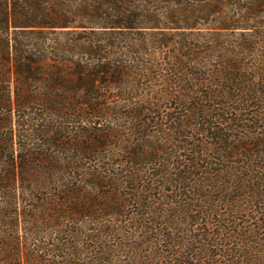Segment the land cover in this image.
I'll list each match as a JSON object with an SVG mask.
<instances>
[{
	"label": "trees",
	"instance_id": "trees-1",
	"mask_svg": "<svg viewBox=\"0 0 264 264\" xmlns=\"http://www.w3.org/2000/svg\"><path fill=\"white\" fill-rule=\"evenodd\" d=\"M0 264H264V0H0Z\"/></svg>",
	"mask_w": 264,
	"mask_h": 264
}]
</instances>
